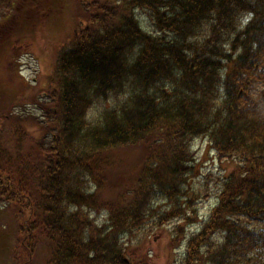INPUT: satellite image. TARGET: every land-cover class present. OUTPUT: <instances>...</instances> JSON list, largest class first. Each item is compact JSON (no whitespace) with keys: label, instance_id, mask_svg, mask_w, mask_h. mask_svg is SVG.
Listing matches in <instances>:
<instances>
[{"label":"trees","instance_id":"trees-1","mask_svg":"<svg viewBox=\"0 0 264 264\" xmlns=\"http://www.w3.org/2000/svg\"><path fill=\"white\" fill-rule=\"evenodd\" d=\"M48 22L44 86L0 80V264H133L166 228L178 264H264V0H0V52ZM199 141L231 166L204 195Z\"/></svg>","mask_w":264,"mask_h":264},{"label":"rangeland","instance_id":"rangeland-1","mask_svg":"<svg viewBox=\"0 0 264 264\" xmlns=\"http://www.w3.org/2000/svg\"><path fill=\"white\" fill-rule=\"evenodd\" d=\"M143 20L147 25H150L149 20L145 18ZM51 24L49 22L44 23L31 33L15 39L14 47L8 48L7 51L5 45H2L4 50L0 52V80L4 81L10 73L9 76H13L15 81L20 80V77H22L44 86L48 75L53 71L57 55L56 51L51 49L52 42L50 41L56 39L53 42L58 45L68 33L66 29H61V31H64L63 33L55 34L56 29H51ZM107 105L104 102H98L93 112L91 111V119L97 121ZM260 108L264 113V106ZM195 152L197 158L195 164L196 175L191 179L192 186H190V190L193 188L196 193L200 192L201 195H204L201 192L203 191L201 186L202 181L204 182V174L206 172L220 174V172L225 171V168L230 169L231 166L228 163H222L217 154L210 150V145L206 141H199L195 146ZM213 204V199L204 200L199 204L200 221L197 224L198 230L200 229L199 224L206 220ZM3 215L2 213L0 217ZM5 217H7L6 214ZM186 227L191 232L196 230L194 225H186ZM170 230L171 228H166L154 231V234H151L146 243L133 247L128 256L133 264H178L177 255L174 253L178 251H173L170 247Z\"/></svg>","mask_w":264,"mask_h":264}]
</instances>
